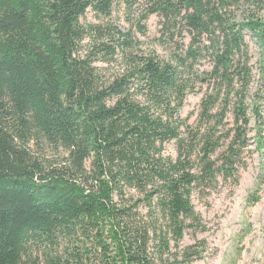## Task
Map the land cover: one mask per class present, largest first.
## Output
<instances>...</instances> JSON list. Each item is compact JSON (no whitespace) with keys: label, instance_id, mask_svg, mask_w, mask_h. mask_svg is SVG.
I'll list each match as a JSON object with an SVG mask.
<instances>
[{"label":"trees","instance_id":"16d2710c","mask_svg":"<svg viewBox=\"0 0 264 264\" xmlns=\"http://www.w3.org/2000/svg\"><path fill=\"white\" fill-rule=\"evenodd\" d=\"M151 16L166 55L137 51ZM249 42L264 82V0H0V264L201 258L191 197L247 144Z\"/></svg>","mask_w":264,"mask_h":264},{"label":"rangeland","instance_id":"374dc122","mask_svg":"<svg viewBox=\"0 0 264 264\" xmlns=\"http://www.w3.org/2000/svg\"><path fill=\"white\" fill-rule=\"evenodd\" d=\"M124 15L122 10L115 13L113 22L126 30L130 25ZM159 20L151 16L146 22V33L135 32L140 43L138 52L156 49L166 55L164 48L154 41ZM249 43L251 78L245 92L249 117L247 144L238 150L233 174L219 175L214 183L193 191L191 201L205 230L189 229L184 235L183 246L199 241L203 245L201 258L191 264H264V82L260 77L257 49ZM209 67V58L202 60L200 68L208 70ZM216 84L215 80L198 84L197 92L187 96L181 116L189 117V122L194 123L201 98ZM231 121L230 108L223 118L225 129L230 127ZM165 152L175 157L174 142L166 145ZM219 154L220 150L214 157Z\"/></svg>","mask_w":264,"mask_h":264}]
</instances>
